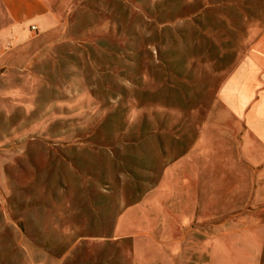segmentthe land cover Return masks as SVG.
<instances>
[{"label":"rangeland","instance_id":"1","mask_svg":"<svg viewBox=\"0 0 264 264\" xmlns=\"http://www.w3.org/2000/svg\"><path fill=\"white\" fill-rule=\"evenodd\" d=\"M37 2L0 52V264H157L264 0Z\"/></svg>","mask_w":264,"mask_h":264},{"label":"crops","instance_id":"2","mask_svg":"<svg viewBox=\"0 0 264 264\" xmlns=\"http://www.w3.org/2000/svg\"><path fill=\"white\" fill-rule=\"evenodd\" d=\"M44 12L37 0H0V52L8 37L19 36V23ZM213 105L207 155L190 158L192 171L203 172L187 187L179 184L193 196L184 206L175 202L172 223L169 214L160 217L157 264H264V27L220 83Z\"/></svg>","mask_w":264,"mask_h":264},{"label":"built area","instance_id":"3","mask_svg":"<svg viewBox=\"0 0 264 264\" xmlns=\"http://www.w3.org/2000/svg\"><path fill=\"white\" fill-rule=\"evenodd\" d=\"M31 29H34V27H31Z\"/></svg>","mask_w":264,"mask_h":264}]
</instances>
